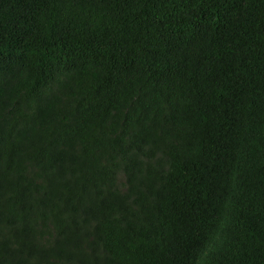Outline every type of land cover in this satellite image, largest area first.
Instances as JSON below:
<instances>
[{
    "label": "trees",
    "instance_id": "16d2710c",
    "mask_svg": "<svg viewBox=\"0 0 264 264\" xmlns=\"http://www.w3.org/2000/svg\"><path fill=\"white\" fill-rule=\"evenodd\" d=\"M0 264H264V0H0Z\"/></svg>",
    "mask_w": 264,
    "mask_h": 264
}]
</instances>
